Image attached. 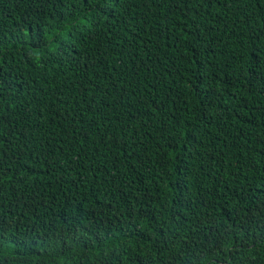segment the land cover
<instances>
[{
	"label": "trees",
	"instance_id": "16d2710c",
	"mask_svg": "<svg viewBox=\"0 0 264 264\" xmlns=\"http://www.w3.org/2000/svg\"><path fill=\"white\" fill-rule=\"evenodd\" d=\"M0 264H264V0H0Z\"/></svg>",
	"mask_w": 264,
	"mask_h": 264
}]
</instances>
